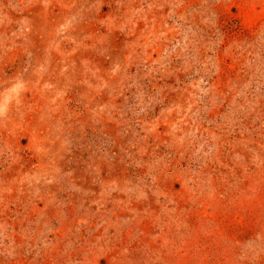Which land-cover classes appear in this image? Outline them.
<instances>
[{"label":"rangeland","instance_id":"374dc122","mask_svg":"<svg viewBox=\"0 0 264 264\" xmlns=\"http://www.w3.org/2000/svg\"><path fill=\"white\" fill-rule=\"evenodd\" d=\"M0 264H264V0H0Z\"/></svg>","mask_w":264,"mask_h":264}]
</instances>
